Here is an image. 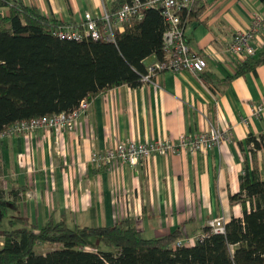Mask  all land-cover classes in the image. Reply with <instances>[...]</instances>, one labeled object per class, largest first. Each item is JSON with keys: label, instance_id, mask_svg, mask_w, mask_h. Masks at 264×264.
Masks as SVG:
<instances>
[{"label": "crops", "instance_id": "crops-1", "mask_svg": "<svg viewBox=\"0 0 264 264\" xmlns=\"http://www.w3.org/2000/svg\"><path fill=\"white\" fill-rule=\"evenodd\" d=\"M46 18L77 27L84 15L99 18L114 0H20ZM203 11L184 27L189 50L206 58L202 76L164 72L136 88L120 86L88 102L85 116L57 140L35 131L0 140V200L6 203L1 229L41 227L63 221L69 228L111 227L130 219L143 239L179 232L181 243L203 231L212 219H241L229 197L239 191L243 161L264 180V148L248 151V136L258 140L264 114L250 107L264 100V65L232 78L235 66L224 48L236 31L248 28L250 15L264 19V0H197ZM0 8V14H6ZM254 57L264 52V30L254 39ZM152 56L143 60L152 62ZM210 129L228 130V141L206 152L152 155L139 166L96 165L93 156L118 143L175 141ZM127 193L129 210L116 203ZM41 254L53 247L39 245Z\"/></svg>", "mask_w": 264, "mask_h": 264}, {"label": "trees", "instance_id": "trees-1", "mask_svg": "<svg viewBox=\"0 0 264 264\" xmlns=\"http://www.w3.org/2000/svg\"><path fill=\"white\" fill-rule=\"evenodd\" d=\"M129 1L114 0L112 13ZM0 8L7 10L0 14V130L20 121L69 113L80 101L90 102L116 87H139L143 60L161 58L166 25L157 11L146 10L140 19L122 24L120 31L113 30L114 43H107L59 40L52 32L62 23L20 0H0ZM202 11L195 1L186 16L180 14L181 26L196 21ZM261 65L264 52L239 64L232 78ZM245 144L253 150L264 148V131L258 140L248 136ZM238 182L239 191L229 203L240 207L242 218L230 219L223 234L208 233L192 246L171 250L180 239L177 231L143 239L127 218L98 228H69L63 221L27 227L17 219V228L0 227V264H264V180L243 161ZM5 207L0 200V218ZM36 245L53 250L41 254Z\"/></svg>", "mask_w": 264, "mask_h": 264}, {"label": "built area", "instance_id": "built-area-1", "mask_svg": "<svg viewBox=\"0 0 264 264\" xmlns=\"http://www.w3.org/2000/svg\"><path fill=\"white\" fill-rule=\"evenodd\" d=\"M197 0H130L122 3L113 13H108L103 5L99 18L84 15L83 21L77 27L66 24L58 25L52 35L65 41H81L91 39L114 43L113 30L120 31L121 25L130 19H140L146 10L157 11L166 25L161 38V58L152 56V62L144 66L145 73L141 76V83H148L164 72L178 73L188 71L199 76L206 68V58L191 52L184 41V28L180 23V14L189 13ZM264 30V19L257 13L250 15L249 26L244 31H236L230 38L224 50L229 55L235 68L246 59L253 57L255 49L254 39ZM88 102L82 100L77 107L69 113H60L52 117H41L20 121L0 130V140L12 136H25L35 131L51 132L57 140L64 131L70 130L78 117L85 116ZM250 114L259 117L264 114V100L261 104L250 107ZM228 130L210 129L208 132L200 131L196 135H180L175 141L162 139L146 143H118L103 150L100 156H93L92 162L98 165L125 164L130 168L139 166L152 155L173 156L188 153L194 155L206 152L211 148L219 147L222 142L228 141ZM248 151L252 145L248 144ZM116 203L122 211L129 210L127 193L119 194ZM224 223L221 219H212L208 222L209 232L201 231L185 243L179 240L172 244L171 250L185 246L189 247L196 242L207 238L208 233L223 234ZM1 246V243H0Z\"/></svg>", "mask_w": 264, "mask_h": 264}, {"label": "rangeland", "instance_id": "rangeland-1", "mask_svg": "<svg viewBox=\"0 0 264 264\" xmlns=\"http://www.w3.org/2000/svg\"><path fill=\"white\" fill-rule=\"evenodd\" d=\"M145 64H146V65L149 64V61H146ZM0 220H2V219L0 218ZM0 222H1V221H0ZM39 249H41V247H40L39 245H36V250H37V252H40V253H41V251H39Z\"/></svg>", "mask_w": 264, "mask_h": 264}]
</instances>
